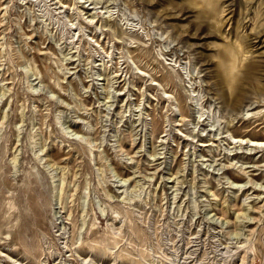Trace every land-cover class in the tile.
I'll use <instances>...</instances> for the list:
<instances>
[{"label":"rangeland","instance_id":"rangeland-1","mask_svg":"<svg viewBox=\"0 0 264 264\" xmlns=\"http://www.w3.org/2000/svg\"><path fill=\"white\" fill-rule=\"evenodd\" d=\"M0 264H264V0H0Z\"/></svg>","mask_w":264,"mask_h":264},{"label":"bare ground","instance_id":"bare-ground-1","mask_svg":"<svg viewBox=\"0 0 264 264\" xmlns=\"http://www.w3.org/2000/svg\"><path fill=\"white\" fill-rule=\"evenodd\" d=\"M235 141L238 142V141H239V138L235 139ZM258 143H259V142H258ZM255 145H256V144H255ZM255 145H254V146H255Z\"/></svg>","mask_w":264,"mask_h":264}]
</instances>
